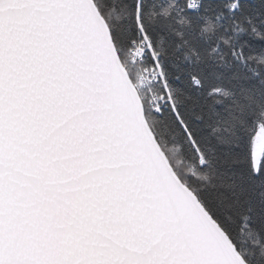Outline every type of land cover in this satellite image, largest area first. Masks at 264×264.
I'll list each match as a JSON object with an SVG mask.
<instances>
[{
	"label": "snow or ice",
	"instance_id": "snow-or-ice-1",
	"mask_svg": "<svg viewBox=\"0 0 264 264\" xmlns=\"http://www.w3.org/2000/svg\"><path fill=\"white\" fill-rule=\"evenodd\" d=\"M0 264H264V0H0Z\"/></svg>",
	"mask_w": 264,
	"mask_h": 264
}]
</instances>
